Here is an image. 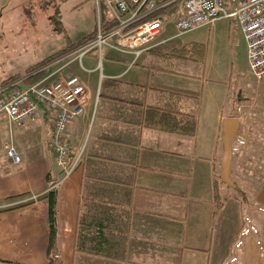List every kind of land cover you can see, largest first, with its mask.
I'll list each match as a JSON object with an SVG mask.
<instances>
[{"label": "crops", "instance_id": "1", "mask_svg": "<svg viewBox=\"0 0 264 264\" xmlns=\"http://www.w3.org/2000/svg\"><path fill=\"white\" fill-rule=\"evenodd\" d=\"M165 4H169V2ZM179 12H181L180 6L169 14L159 15L171 19ZM168 26L175 28L173 22L165 25L155 39V46L166 41L162 36ZM60 45L63 46V49L66 47L64 38L60 41ZM102 54L107 61L106 73L102 72L104 69L102 63L101 69H97V60L94 54L83 57L81 64L77 60L70 63L63 60L52 66L46 64L33 73L38 75L37 80L45 77L48 82L73 75L78 77L86 87L88 92L87 108L81 117L68 125L67 129L68 140L76 150L80 149L85 142L84 133L92 124L91 118L94 114L96 118L98 117L100 103L98 97L99 95L101 97V93L98 94L99 86H102L105 81L110 80L113 84L117 81L120 82L121 75L128 70L127 74H129L133 70V64L136 65L139 59H143L142 66L135 69L138 72L137 78H134V86H138L137 90L144 91L145 99H148L149 102L153 93L150 91L152 88H148V84L143 86L140 83L144 74L146 77L154 74L168 77L173 75L195 77L194 75L204 67L202 63L167 58L171 65L174 60L181 69L188 68V66L182 65L188 64V62L193 65L201 64L202 68L196 66L194 73L185 74L182 70L174 72L168 67H156L153 57L161 62L163 58L149 51L140 55L134 63L133 55L121 53L108 47L103 49ZM50 55H46L44 59ZM120 66L125 70L117 73ZM30 67L28 66L27 69ZM100 75L102 79H100ZM31 82L34 81L31 80ZM206 83L203 82V87L206 86ZM9 90L10 86L6 88V92ZM237 98L236 95L234 99ZM107 106L103 115L98 118L102 127L97 135L96 148L112 153L111 156L117 154L120 158L112 159L106 156L92 155L84 149L78 169L56 187L54 185L61 179L62 174L56 162L54 167L51 165L50 156L53 152L48 147V141L51 137L52 121L49 116L23 128H10L6 122L0 124V264H48L46 255L48 242L47 204L42 197L52 190L50 189L52 187L58 192L59 235L58 250L55 254L59 264H186V257L188 259L191 254H194V258L199 254V258L202 260L201 264H226V259L231 257L233 244L237 241V234L242 231L241 205H238L236 200H234L236 206L231 205L227 199L221 206H216L212 182L217 168L220 173L222 160L223 148L218 146L220 125L229 118L230 113L234 111L237 113V110L233 108L224 117L218 116L214 136L204 143L206 146L201 147L204 150L206 147L209 148L208 155L196 156L197 154H195L186 158L185 154L183 157L184 152H182L186 149L184 147L187 144L186 137L153 133L154 131L146 130L140 125H133V118L116 120L113 116V108ZM92 107L93 116L90 115ZM252 107L253 105L248 103L241 104L237 108L238 112L242 108L244 109L245 118L239 114L237 119L240 121L239 131H241L238 137L236 134L235 143L232 142L231 174L234 172L236 176L240 175L241 166L246 167V172H251L254 176H264V172H262L264 158L257 157L256 159L261 164L259 166L256 164L255 169H252L250 165H245L242 161V159L247 160L250 157H246L238 151L244 145L250 149L255 144L264 145V139H261L264 121L246 118V114L251 112ZM142 116L143 113H141ZM114 124L117 127L111 128V125ZM242 132L248 138L242 137ZM137 137L138 146L134 147ZM253 138L258 141L253 142ZM248 139L251 141L248 142ZM8 141L16 147L20 154L21 162L18 165H14L6 156L5 144ZM89 158L92 160L87 165ZM237 158H242L239 163L236 161ZM183 160L187 162L186 170L180 172L179 165ZM194 162L196 163L194 164ZM187 164H190L191 167H187ZM109 167L110 171H108ZM187 168L189 169L187 170ZM182 176L189 177L185 187L180 183ZM103 179L128 183L132 190L133 210L130 213L129 240L125 261L105 260L75 250L78 220L84 213L81 210L82 194L87 189H91L94 183L101 181L106 183ZM259 185L260 187L254 190L251 207L264 211V179L261 183L259 182ZM33 197L36 199L32 200ZM29 199L31 200L24 203ZM202 211H204L205 218ZM226 212H231L233 215L227 218L224 223H220L217 230L214 224H216L217 218L220 220V217ZM196 214L202 217L197 225L191 217ZM237 221L241 222L239 229H237ZM249 227L252 230L251 221H249ZM200 229L204 232V236L200 235L199 240L196 241V230ZM254 229L258 231L260 227L257 226ZM261 230L264 243V227ZM188 240L192 243H189ZM205 242V249L202 250ZM236 253L241 255L240 261L238 262L236 257H233L234 263L228 262L264 264L258 241L252 237H249L246 246L236 250Z\"/></svg>", "mask_w": 264, "mask_h": 264}, {"label": "rangeland", "instance_id": "2", "mask_svg": "<svg viewBox=\"0 0 264 264\" xmlns=\"http://www.w3.org/2000/svg\"><path fill=\"white\" fill-rule=\"evenodd\" d=\"M43 1H48L47 7L44 9L41 6ZM98 0H0V84L2 81L8 79L13 75H18L16 78L22 76L25 73L28 66L33 67L35 64L41 62L46 55L54 54L63 49L60 45V41L63 39V31L71 39L72 42H77L80 39L87 36L94 27V19L96 17V11L98 7ZM227 11L234 10L235 5L229 2L225 3ZM60 15V19L63 23V28L59 31L56 26V15ZM236 19H220L216 21L212 26L201 28L199 30L184 34L180 37L181 42H200L207 46V57L204 63L203 69L199 73L195 74V77H184L173 75L172 77L161 76L154 74L146 77L143 75L140 82L143 86L148 84V88H166L176 92H180L185 95H190L196 98L186 99V110L188 112H196L197 119V133L193 138H185L187 144L183 153L186 158L197 154L196 156H203L209 154V148L202 149L201 147L205 142H208L214 136L215 128L217 125V118L219 115L225 116L229 111L234 108L233 101L236 95L241 93L240 99H243L241 104H252L253 107L246 114V118L264 121V79L261 81L256 80L249 72L247 64V49L245 41L239 27L236 24ZM176 30L173 26H168L163 39H171L176 35ZM154 65L156 67H168L174 72H181L185 74L194 73V67L201 64H182L188 66V68L181 69L173 61V64L159 61L153 57ZM143 59H139L136 65L132 66L133 70L125 71L121 75L120 82L113 84L110 80L105 81L102 86H99V93H101L98 117L95 114L92 115L93 107L90 115L93 116L92 124L88 130L85 131L84 136V149L88 154L106 156L108 158H120L119 155H113L106 150H98V132L102 127L100 115L107 105L113 108V116L116 120H129V118H139V107L129 105L122 101H145L144 91L137 90L135 85V79L137 78V72L135 69H139L143 64ZM152 60V57H151ZM104 64L102 72L106 73V59L103 57L100 60ZM142 66V65H141ZM193 67V69H192ZM33 68H30V70ZM29 70V69H28ZM123 67H118L117 73L123 72ZM194 71V72H193ZM178 74V73H177ZM138 80V79H136ZM203 82H207L203 87ZM133 83V84H132ZM141 85V86H142ZM9 85H7L8 87ZM6 87V88H7ZM5 89V88H4ZM150 90V89H149ZM152 91V90H150ZM116 99V100H114ZM122 100V101H121ZM253 101V102H252ZM132 110V111H131ZM237 110V115L244 116V109L240 112ZM96 119V122L94 123ZM239 120V119H238ZM244 120V119H243ZM94 123V124H93ZM116 128L117 125H111V128ZM93 129V130H92ZM241 131V130H240ZM240 131L237 133V137L240 135ZM243 131V128H242ZM155 133V132H153ZM262 138L264 139V128L262 129ZM242 137H247L243 132ZM175 137V136H173ZM218 146L223 148L222 145V123L220 125V133L218 136ZM184 140V141H186ZM251 141L248 139V142ZM256 138H253V142H257ZM185 143V142H184ZM235 143V139L233 144ZM247 146V145H246ZM245 145L238 151L243 153L244 156L250 157L246 159L237 158L238 163L242 159L245 165H250L252 169H255V165L261 164L258 158H264V145L255 144L252 149ZM199 148L201 149L199 151ZM237 151V152H238ZM52 154V153H51ZM53 154L50 156L51 165L54 167L55 159ZM254 157V158H252ZM91 158L87 161V165L91 162ZM141 162V160H140ZM186 160H183L179 165V171L186 170ZM196 162H194L195 164ZM141 164H143L141 162ZM264 172V160H263ZM187 167H191L187 164ZM187 168V170L189 169ZM233 168V164H232ZM119 169H122L119 167ZM242 171L240 175L236 176L234 172L230 175L232 182H235L239 187V190L220 184V197L221 202L225 203L228 199L231 205H241V218H242V231L237 234V241L234 242L232 247L231 257L226 259V264H233V257H236L237 261H240V254L236 253V250L243 249L247 244V239L252 237L254 240L262 242V228L264 227V211L262 209H253L252 199L254 190H257L264 179V176H254L251 172H246L247 168L241 166ZM111 168H108L110 171ZM219 176L218 168L215 172ZM261 176V177H260ZM189 177H181L180 183L183 187L187 186ZM219 180V179H218ZM251 203V204H250ZM198 213V212H197ZM204 217V211H202ZM230 212H226L223 216L217 218L215 225L216 229H219V224L224 223L227 218L232 216ZM193 221L199 224L202 217L199 214L192 215ZM191 218V219H192ZM205 218V217H204ZM249 221H251L252 230L249 227ZM241 222L237 221V229ZM230 222L228 221V225ZM259 226L260 229L256 231L254 228ZM189 230V229H188ZM261 230V231H260ZM196 241L199 240L200 235L204 236V232L196 230ZM192 243V241H189ZM264 244V243H263ZM206 242L203 244L205 249ZM186 264H201L202 260L199 258V254L194 258V254H191L187 259ZM232 261V262H228Z\"/></svg>", "mask_w": 264, "mask_h": 264}, {"label": "built area", "instance_id": "3", "mask_svg": "<svg viewBox=\"0 0 264 264\" xmlns=\"http://www.w3.org/2000/svg\"><path fill=\"white\" fill-rule=\"evenodd\" d=\"M104 1L118 20V28L104 33L98 26L93 40L53 60L48 66L63 60L67 63L77 60L81 64L84 56L95 52L98 56L97 69L100 70L105 47L133 55L134 63L140 55L156 45V37L170 22L175 26L176 37H180L212 26L220 19L236 18L246 44L249 72L258 81L264 79V0H230L235 5L231 11L224 7V0H182L181 12L175 17L170 19L156 16L141 23V19L167 4L158 5L155 0H132L135 9L125 16L128 8L124 1ZM131 25H134L133 28L128 30ZM124 29L126 31L123 32ZM87 97L86 87L73 75L54 82H48L43 77L28 83L26 78H21L15 81L9 94L0 97V124L6 122L10 128L26 127L40 121L43 113L49 114L53 129L48 147L53 152L56 165L62 174L54 187L70 177L81 164L84 144L76 150L68 140L67 129L72 121L83 115L87 108ZM5 150L7 158L14 165L20 164V155L9 141L5 144ZM35 199L36 197L32 198ZM30 200H25L24 203Z\"/></svg>", "mask_w": 264, "mask_h": 264}, {"label": "trees", "instance_id": "4", "mask_svg": "<svg viewBox=\"0 0 264 264\" xmlns=\"http://www.w3.org/2000/svg\"><path fill=\"white\" fill-rule=\"evenodd\" d=\"M122 1L125 2L128 8V12L125 14V16H127L135 9V7L132 0ZM155 2L158 5H162L168 2L169 4L147 15L144 19H141L139 23L145 20H151L156 16H160L159 14H169L170 12L177 10L179 6L182 7V0H155ZM226 2L233 4L230 0H224V7ZM97 3L98 7L96 11V17L94 19V27L88 38L86 36L77 42H71L65 31L62 30L64 32L62 37L64 38L66 47L50 55L38 64H35L33 67H30L33 69L30 70V68H28L29 70L27 69L21 77L15 79L14 77H17L18 75H13L8 79L2 81L0 84V97L6 96L13 90V84L16 80L26 78V82L28 83H32L31 80L35 82L38 78V75H34L33 73H35L38 69L44 67V65L48 63H51L53 60L60 58L62 55L77 49L86 42L93 40L96 37L98 26L101 27L104 33L118 28L119 22L114 17L111 9L107 6L105 1L98 0ZM48 4V1H43V5L41 7L45 9ZM56 17L57 18L55 20V23L60 31L61 28H63V23L58 12ZM235 22L237 24V21ZM133 26L134 25L129 26L128 30L132 29ZM124 31H126V29H124L123 32ZM180 37L175 36L172 39H168L162 44L157 45L153 47V49L151 48L148 51L156 55L158 54L163 58V62L169 64L171 62L167 58L204 64L207 57V46L204 43L198 42H181ZM92 54L95 55L98 63V56L95 54V52H90L87 55ZM7 85L10 86V90L8 92H6ZM152 93L153 96L151 97L149 102H145L144 100H121L122 102L127 103L130 106L133 105L139 107V118L136 119L137 121L135 119H132L134 121L130 120L132 121L133 125H140L146 130L159 132L162 134L193 138L197 133L196 112H188L186 110V99H197V97H192L190 95H185L169 89L159 88H152ZM240 95L241 93H239L237 95L238 98L234 99L233 101L235 110L239 105H241V102L243 100L239 98ZM141 113H143L142 117ZM46 116H49V114L43 113V118L41 120L46 118ZM229 118H238V115L234 111L229 114ZM138 141L139 140L137 137L136 142L133 145L134 147L138 146ZM126 145L128 144L126 143ZM218 179L219 176L214 174V180L212 182L213 197L214 201L216 202V206H221L223 203L221 202L219 186L222 182L220 181V179ZM103 180L106 183H103L102 181L94 183L91 189H87L82 194L81 210H83L84 213L78 220L75 250L79 253L105 260L125 261L129 240L130 213L133 210L131 195L132 190L129 188L130 184L128 183L111 181V179ZM234 184V188L239 190L237 184ZM123 185L125 187H122ZM42 199L46 200L47 204L46 219L48 242L46 255L48 258V264H59L57 262L55 254L58 250L59 235L57 190H49L45 194V196L42 197ZM258 244L260 255L264 263V244L263 242H259Z\"/></svg>", "mask_w": 264, "mask_h": 264}, {"label": "water", "instance_id": "5", "mask_svg": "<svg viewBox=\"0 0 264 264\" xmlns=\"http://www.w3.org/2000/svg\"><path fill=\"white\" fill-rule=\"evenodd\" d=\"M240 121L237 118H227L222 122V160L220 163V181L231 188L235 187L230 178L232 161V142L239 131Z\"/></svg>", "mask_w": 264, "mask_h": 264}]
</instances>
